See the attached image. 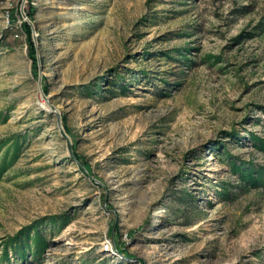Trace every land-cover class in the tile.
Listing matches in <instances>:
<instances>
[{
    "label": "rangeland",
    "instance_id": "374dc122",
    "mask_svg": "<svg viewBox=\"0 0 264 264\" xmlns=\"http://www.w3.org/2000/svg\"><path fill=\"white\" fill-rule=\"evenodd\" d=\"M258 138L264 0H0V264H264Z\"/></svg>",
    "mask_w": 264,
    "mask_h": 264
},
{
    "label": "trees",
    "instance_id": "16d2710c",
    "mask_svg": "<svg viewBox=\"0 0 264 264\" xmlns=\"http://www.w3.org/2000/svg\"><path fill=\"white\" fill-rule=\"evenodd\" d=\"M28 13L30 16L32 15L31 10H29ZM23 30L24 32L28 34V42L30 44L29 47L31 50V56L35 57L34 56L35 47L32 41V37H31V27L27 21L23 23ZM260 141L261 143L258 146L261 148V150L264 151V139H261ZM15 155H17V149H15L13 157ZM6 165H7L6 160H4L2 163V166L0 167V172L2 171L4 167H6ZM232 168L241 174V177H243V180H246L247 182L249 181L251 182V184H254V185H262V186L264 185V169L263 168L259 169V168H252L250 166L246 167L245 163L238 164L235 161L232 163ZM33 227L37 229L36 235L34 234L32 236V235H29V233L27 232L28 230H21L18 233H16V235L12 238L13 243L17 242V246L15 248L16 252L24 255L26 253V250L27 249L29 250L30 244L28 241L31 238L30 236H32L34 239L33 243L35 244V247H33L32 251L35 253V255L38 252H40V250L46 245V237L43 236V234L39 232L38 223L35 224ZM5 252L6 253L4 255L8 256L7 249H5Z\"/></svg>",
    "mask_w": 264,
    "mask_h": 264
},
{
    "label": "water",
    "instance_id": "95a60500",
    "mask_svg": "<svg viewBox=\"0 0 264 264\" xmlns=\"http://www.w3.org/2000/svg\"><path fill=\"white\" fill-rule=\"evenodd\" d=\"M22 14L24 15V17L30 22V24H31V26H32V28H34V25H33V21L30 19V18H28V16L27 15H25V12H24V10H22Z\"/></svg>",
    "mask_w": 264,
    "mask_h": 264
},
{
    "label": "bare ground",
    "instance_id": "6f19581e",
    "mask_svg": "<svg viewBox=\"0 0 264 264\" xmlns=\"http://www.w3.org/2000/svg\"><path fill=\"white\" fill-rule=\"evenodd\" d=\"M40 103H41V105L43 104V105L49 106V105H47V103L44 99Z\"/></svg>",
    "mask_w": 264,
    "mask_h": 264
}]
</instances>
